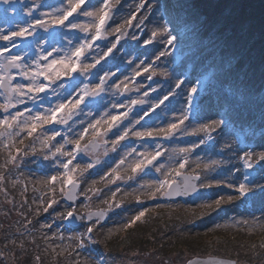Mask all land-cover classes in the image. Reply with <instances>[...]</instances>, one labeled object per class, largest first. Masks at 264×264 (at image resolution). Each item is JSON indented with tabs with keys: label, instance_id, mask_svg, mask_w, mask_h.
Masks as SVG:
<instances>
[{
	"label": "rangeland",
	"instance_id": "374dc122",
	"mask_svg": "<svg viewBox=\"0 0 264 264\" xmlns=\"http://www.w3.org/2000/svg\"><path fill=\"white\" fill-rule=\"evenodd\" d=\"M160 1V0H159ZM152 0H131L129 4V7L126 6V9L121 14H118L116 18L114 17L111 21H109L110 29L113 28V26L118 25L120 23H124L125 20H133V23L131 24L129 28V34L130 36H136L137 39H135L138 44L134 52L138 53V56L133 60H131L132 68L137 67V70L139 71L142 69V64L145 66L152 65V60L155 59L154 53L152 56H150V52L148 49H146V45L144 43L145 40H152V32L163 27L165 21L161 18L162 12L160 8L155 9L156 13L153 15H149L146 18L145 25L142 26L138 18H131L130 11H140L148 8L150 6V3H152ZM155 2V1H154ZM163 4L166 3H179L181 6L185 0H162ZM64 3H68V0H65ZM143 3V7H139ZM103 5L97 4L95 7L99 8ZM30 7L34 10L36 8H42L40 11V18L43 20H49L51 19V16H41V13H53L54 9H58L60 5H57L53 8H47L48 6L44 4V0L36 1L33 0V3L30 4ZM28 6L23 8V10H27ZM84 8H81L79 12L73 14V17H70L69 19L72 20L75 18V21L81 24H84L85 20L87 19V23H90L88 17L82 16L79 13L82 12ZM188 12L190 13V17L193 20H200L198 14L190 9V7H187ZM130 16V17H129ZM134 17V15H132ZM129 17V18H128ZM68 23L67 21L65 22ZM56 27L57 30H61V32L68 34L70 31L74 30L70 27H64V26H53L52 28ZM13 28H16L15 26ZM45 35L53 34L54 31L51 30L49 32L44 31ZM11 34L8 33V36ZM65 36V35H64ZM82 40L85 38V36H81ZM67 36L64 37V40H66ZM159 39V40H158ZM133 39V41H135ZM156 42V45H158L161 49L162 46H164L165 38H162L161 36H156L154 39ZM71 42H73V46L75 47L78 42L76 40L71 39ZM95 44H100L99 40L95 42ZM154 44V43H153ZM155 45V47H156ZM168 48V44H166ZM155 49V48H154ZM174 52H177V48H172ZM52 52V55L48 57V60L50 61L53 58H56L57 56L64 55L63 53H57ZM122 52L125 53V61L126 58L130 57V55L127 54L126 50L121 48L119 55L122 54ZM45 54L48 53L47 51H44ZM135 53V54H136ZM134 54V55H135ZM150 56V62L147 63L146 57ZM190 57V56H188ZM149 58V57H148ZM147 58V59H148ZM178 56H176V59ZM152 59V60H151ZM144 60L146 62H144ZM134 61V62H133ZM143 61V63H141ZM47 61H44L46 63ZM133 62V63H132ZM124 65L123 63H121ZM158 64V63H157ZM121 65V67H122ZM187 65H190L185 61L182 62L181 65L177 66V70L173 71L175 74L172 75L173 79H171L169 74L172 72L173 65H164L163 63H159L155 70V76L154 79L159 81L158 87L156 86L157 90L153 89V94L150 95V100L145 95V93L148 92L145 91L143 88V80L140 81V83L136 87H132V90L130 92L132 93L131 96H129L131 93L129 91V94L127 96H123L122 94L118 93L119 91L116 90L115 85L119 84L121 81L124 83L121 84V89L124 88V85L129 86V79L127 78V74L125 69H122L120 72L119 70L114 75H119V77L116 79L115 77L106 79V84H108L107 92L101 93L100 96L97 97H86L85 99H91V100H97L101 104V107L95 108L93 111H89L87 115L90 117V121L92 122L96 119H103L107 120V116H105V113H108L110 115H117L120 117V121L118 122V126L107 130L106 133L101 131L99 133V137L95 134H91L90 136L86 137L84 133V129L88 128L89 122L84 125V127H81L77 129L76 131L69 130V128L73 127L71 125H74L77 121L74 120V116L70 120V125H66L65 129L63 130L62 127L58 126L56 129L61 132V136L56 137V140L54 141V145H50L52 147L47 148L44 147L42 149V152L38 155V158L34 160V165L28 169V171L24 172V179L29 189V195L30 196V205L32 206V213L33 215L39 214L41 210L42 200L48 199V191H47V184L44 183V181L53 175H57V173L63 172V167H61L62 163H66L67 160L71 159V157L64 156L61 154H56L55 157L50 156L52 153V150H54L55 146L58 144L64 143V136L66 135L68 139L75 140L79 139V136L81 133H84V138L81 139L82 143H80L81 151L75 152V146L73 144H65L64 151L65 152H73V155L75 158L81 157L83 160H93L96 157L99 159L98 162H101L102 159H106V161H110L108 166L102 171L101 175L102 177H111L113 176V182L117 184V188H122L121 192L122 194H126L132 197H139V199H146L149 196H146L148 192L154 191V187L150 188L149 185H153L155 181L157 180H163L165 179L166 175L170 172V163L169 162H158L154 164V167H151L150 170L144 174L139 173L140 170L137 171V174L132 173L134 175H137V178L139 182L136 184V186L129 188L125 187L126 185L123 183L121 179H119L117 174L119 171H124L126 169H131L132 165H135V162L138 159L137 151H133L135 148V145L138 144V141L134 140L132 142H127L124 149H121L119 154H114L117 152V147L121 146L122 144L118 143L117 146H114L112 142L114 141L113 137L116 136L115 133L119 130L121 133L125 128H129L132 131H134V126L137 120H140V123H145L144 126L148 127L150 126L151 129H157L161 128L159 123L157 125V122L154 123H148L149 117L148 115L151 112V108H157L161 107L165 110L170 109V112H166V120L168 123L172 121L173 123H176L180 125L178 129L176 130L177 133L182 131V126L179 123L180 117L184 114V94L181 93L182 90L188 89L187 82H189V79H184L183 72H185V68ZM107 66V65H106ZM110 66H107L106 72H109L112 70V68H109ZM191 67V65H190ZM192 72V68L190 69V73ZM221 79L227 81L228 75L225 72H222ZM143 73V70L140 71V74ZM182 75L183 83L180 84V87L177 88V83H180L178 81V74ZM186 75L187 72H185ZM127 78V79H126ZM116 79V80H115ZM24 81V80H23ZM191 82H195L196 84V78L193 74V78L191 79ZM24 83H27L25 81ZM97 83H99L97 81ZM90 84H94V82L90 81ZM161 86V88H159ZM166 88V89H165ZM165 89V90H164ZM135 90V92H134ZM122 92V91H121ZM125 94V93H124ZM103 96L105 98L103 99ZM107 96V97H106ZM165 96H168V99L164 101L163 103L159 102L160 100L163 101V98ZM211 98V97H210ZM212 99V98H211ZM57 97L52 96L51 97V105L54 106L56 103ZM133 100L144 101V105L140 104L138 110H133L134 113H136L135 119L132 121L131 125H127L122 128L123 124H128L130 122V116L129 113L132 111H129V108H131V102ZM146 101V102H145ZM113 104L116 105H123L122 107H113ZM186 108L188 106V103H186ZM31 102L29 101L27 106H31ZM143 105V106H142ZM211 106V103L208 104ZM22 108L25 107V105H18ZM50 105L48 103L44 104V108L49 107ZM164 111V110H163ZM147 112L148 114L145 116L144 113ZM175 112V114H174ZM124 113H127V117L123 115ZM28 113H25V116H27ZM172 116L176 117V120H172ZM207 117L210 119V113ZM213 115V114H212ZM217 115V114H216ZM143 116V119H140V117ZM92 118V119H91ZM206 118V120H208ZM88 121V120H86ZM139 123V124H140ZM54 125V124H52ZM50 125V126H52ZM161 126H163L161 124ZM103 128L104 130L107 129V124L103 122ZM142 128L141 126L137 131H140ZM144 129V128H143ZM189 129H193V126L190 125ZM146 130V128H145ZM1 131V128H0ZM18 131V129L16 130ZM43 135L44 131L46 129L43 128ZM130 132V131H129ZM107 139H105V137ZM180 136L179 134H176ZM25 134L21 133L20 136H9L7 135L5 138L1 139L0 144V154H6L7 145H12V142L15 141V146L10 148H16V146L20 147L23 144H20V139L24 138ZM111 136V137H110ZM94 139L97 140L99 145H97L96 149L89 150L86 146V143L88 139L93 142ZM110 139L108 142H106ZM117 138V137H115ZM27 139V138H26ZM157 138L153 137L152 141L147 142L146 146L140 144L139 148L142 150L148 151L150 150L148 144L155 143ZM25 140V139H24ZM169 140V139H168ZM43 139H41V142H37V144H32L29 150L36 147H42ZM94 144V143H93ZM131 144L134 145L133 148H131ZM25 146V145H24ZM115 149V150H114ZM132 150V151H131ZM93 151V152H92ZM40 152V151H39ZM131 153V154H129ZM78 155V156H77ZM45 156L48 157V159H45L43 161L42 159L45 158ZM198 155L194 156L196 158ZM207 158H211L210 156H206ZM142 159V156H141ZM194 160V159H193ZM197 160V159H196ZM196 164V163H195ZM161 171L156 173V168L160 167ZM195 167V165H193ZM191 166V167H193ZM205 172L201 174L199 181L197 182V186L201 188V192L195 197V199H174L169 201H164L160 203L162 207H158V210H169L170 213L171 210H183V212L187 211L188 215L191 216V219H194L196 221V224L193 223V226H188L192 223L187 222V220H184L183 226H176L174 229H170L168 226L162 227L159 231L160 233L157 235L158 237V243H155L154 248L151 247L149 250H128L127 245L128 242L133 238V235L131 233H134V231L130 230H123V224L126 223L128 220H130L133 216H135L139 211H142L144 209L145 204H150V201L148 203L142 202V200H138L134 204L133 209L131 212H124L123 214H116L115 212L110 214L108 213L107 218L99 223L96 224L95 227H93L92 234L96 237H91V233H87V229L89 227H92L95 222H87L88 224H85L82 219L79 220V224L77 225L76 229H73L72 226L68 225L65 222V218L68 213L69 205H61L64 206L61 209V212L57 214L54 213V215H48L47 219L41 220L36 222L34 225V230H32L30 233H19L15 239L14 246L17 247L21 244V242L27 243L29 247L28 249L30 251L36 252V243L38 244V250L37 254H41L43 256H46V260L53 262V264H185V262L191 257L186 252L181 255L179 253H174L171 248L167 249V251H158L160 247H162V242H170L171 234L174 235V237L178 238H185L183 240V243L185 244V247H192L194 248L195 256H206V255H215L219 256L218 254H214L217 252H228L229 249H234V252L238 254V257L243 258L244 261L238 262L240 264H264V214L258 213L257 210L253 212L252 209L249 208V205H245V203L241 202L236 194L238 193V187L237 185L230 179L229 174L231 175V171L226 170V172H222L221 170L215 171L216 169L214 167H211V159L206 162L204 159L203 163ZM207 166V167H205ZM203 169V170H204ZM115 170V171H114ZM169 170V172H168ZM237 172L234 169L233 175H235ZM173 176V175H172ZM132 178L134 176L131 175ZM176 175L174 174V178ZM172 179V178H171ZM97 179L92 180L88 179L85 181L83 187L81 190H78L77 195L79 200H87V204L89 207L95 209V206H100L99 203L102 202L104 199L109 197L108 191L104 193V198L97 199L95 197V194L93 193V190H91L94 183H96ZM99 180V178H98ZM135 180V179H134ZM10 184L17 187V182L14 180L9 181ZM211 184V187H204L202 185H208ZM41 191L36 193V189L40 186ZM67 186V185H66ZM108 190V188L106 189ZM233 196L234 199L231 202H225L222 203L220 208L216 211H213L210 215H205L203 217L200 216L201 209L198 207L201 204L211 202L212 200L219 199L220 197H228ZM103 204V203H102ZM105 204V202H104ZM75 205V204H74ZM73 205V207H74ZM104 206V205H103ZM77 207V206H76ZM84 205L82 203L79 204V208H83ZM116 209V208H114ZM149 209V208H148ZM104 210V209H103ZM72 211V210H71ZM110 211H113V208L110 209ZM151 213H153L154 208L149 209ZM203 211H207V209H204ZM148 212V211H147ZM170 216V214H169ZM143 218V217H142ZM141 218V219H142ZM2 221V219H0ZM139 222V221H137ZM136 222V223H137ZM246 222V223H245ZM5 222H0V227L4 228ZM10 225L13 228H17V225H14V222H10ZM50 225V227H49ZM169 225V224H168ZM219 225L220 227H217ZM8 226V225H7ZM242 226H246L244 230L247 231V237L248 236H256L257 238L250 240V242L243 243L240 240H236L237 236H235L233 233L235 231L241 230ZM130 229V228H129ZM169 230V233L167 232ZM17 231V229H16ZM166 232V235L164 234ZM174 232V233H173ZM168 233V234H167ZM90 234V235H89ZM82 236L83 238V247H80V241L76 239V237ZM156 237V239H157ZM6 241H3L4 247L8 248V243L12 242V239H8L7 243ZM17 243V244H16ZM97 243V245H96ZM19 244V245H18ZM230 244V246H229ZM35 245V247L33 246ZM170 245V244H169ZM168 245V246H169ZM184 247V246H183ZM6 248V249H7ZM6 250V253H4L5 257L3 258V261L0 260V264H16L15 260H13V257L10 255V252ZM176 251V250H175ZM1 253V252H0ZM229 253V252H228ZM227 255V253H226ZM193 257V256H192ZM34 258V256H33ZM229 258V257H227ZM231 259V258H230ZM36 258H34V263L36 264ZM50 262V263H51Z\"/></svg>",
	"mask_w": 264,
	"mask_h": 264
},
{
	"label": "snow or ice",
	"instance_id": "6c2138e0",
	"mask_svg": "<svg viewBox=\"0 0 264 264\" xmlns=\"http://www.w3.org/2000/svg\"><path fill=\"white\" fill-rule=\"evenodd\" d=\"M0 2L4 4H10L11 0H0ZM102 7H95L93 0H68L67 7H61L58 9H54L53 13H41V16H51L49 20H43L37 17H32V21L27 24L26 27H21L19 31H14L11 33L12 36L25 38L26 36H31L37 28L44 29V31H48L50 27L53 26H64L70 27L71 29H79L84 33H89L91 31L90 39L85 37L80 43H78L73 49L69 52H65L62 56H57L56 58L48 60V57L52 55V52L44 53L43 50L40 51L39 55L36 57L32 64L34 67L29 65L28 63H21L24 60L25 55L27 53H18L16 55L5 56L4 52L8 51L7 48L4 50H0V89H3L5 94V101L3 104H0V109H3L5 113H8L0 119V128L5 130L8 129H18V131L8 132L9 136L15 135L20 136L21 133H24V138L20 139L19 143L23 144L24 139L32 137L33 134L37 131V129H43L45 125L52 124H62L68 125L69 120L77 114V110L80 112L83 109L80 107L81 104H84L85 107H101V104L95 100H90L88 102L85 101L86 97H97L100 96L101 93L105 92L106 79L110 75H114V73L105 72L104 76L99 78V83L90 84L86 81L89 79V75L91 73V69L95 68L97 64L100 63V60L104 57L108 56L109 53L116 48L117 44L121 37L127 35L126 31H122L126 28V25L131 24V20H125L124 23L119 24L117 27L108 31L106 26L109 24V21L113 19L112 9L116 4L120 3V0H115V4L112 3V0H101ZM84 5L85 8L79 14L85 17L90 18V23L81 24L75 21V18L70 20V17H73L74 13H77L78 9H81V6ZM143 3L139 7H143ZM160 10L162 12V19L165 21L164 26L153 31L152 37L161 36L162 38H166V44L176 47L177 45L174 42L178 41L179 38V46L183 48L185 44V40L187 37H198L201 31L204 28L203 20H193L190 17V13L188 12L186 7H181L179 3H166L160 5ZM29 16H32L31 10L28 13ZM68 22L67 24L65 22ZM142 23V21H141ZM113 33H119V36L116 38L115 43H111L110 47H107V51L103 52V55L96 58V56H92V60L94 63L85 62L88 60L87 53L93 49L96 41L103 39L107 35H111ZM0 39L9 40V36H0ZM132 39H137L136 36H133ZM145 45L151 43V40H145ZM16 46V45H13ZM96 47H99L96 45ZM53 52L60 51L59 49L53 48ZM191 52V49H190ZM165 52H161L160 55H165ZM83 58V59H82ZM159 59V57H157ZM235 59V57L233 58ZM41 60L47 61L43 65L41 64ZM186 62L191 65L192 72L196 78V86L191 87L190 92L188 94L187 103L188 109L185 110L184 114L180 117L179 123L183 124L184 120L188 119V112L192 110L194 103H197L196 97L199 93L205 92L209 95L215 89L218 92L222 91L223 93V102L220 105L222 108L221 112H218V119L212 120L210 123L201 125L195 131L197 132H205L210 133L214 131L217 127L222 126H231L237 139L239 140L241 135H247L245 133L244 113L237 107V105L241 102V93L239 87L235 84V82H226L221 79L222 73L220 72L217 65L209 60H201L196 52H191L190 58H186ZM143 63V61H141ZM139 67V65L137 66ZM151 67V65H149ZM149 67L144 68V71H149ZM231 67V64H229ZM12 70H18L15 75H19L22 80L27 81V83H13L15 80V75ZM79 72V74L84 77L83 80L75 79L73 74ZM135 76H139L140 72L134 70ZM153 74H155L153 70ZM67 78V81H65ZM151 79V76L148 77ZM127 79V78H126ZM124 82L121 81L119 84L115 85L117 91H123L121 89V84ZM180 83H177L176 87L179 88ZM55 85V87H53ZM127 88V85H124ZM63 90V91H60ZM147 95V93H145ZM57 97L56 103L51 105V97ZM27 97V99H25ZM165 100L168 99V96L164 97ZM31 102L32 107H28V102ZM48 103L50 106L44 108V104ZM132 104L140 103L143 104L144 101H136L133 100ZM163 103V101H161ZM25 105L23 110L17 109L15 113H10V108H16L17 105ZM123 105L113 104V107H122ZM131 111V108H129ZM25 113H28L25 116ZM91 114V113H89ZM148 113L145 112L146 116ZM125 118L127 117V113L123 114ZM107 116V120L103 122L107 124V130H111L118 126V122L120 121V117L117 115H110L105 113ZM144 117L141 116L140 119ZM101 123L100 120H97L95 124H89L88 127L94 130V134L98 131L97 126ZM137 124L140 123V120L136 121ZM178 129V124L169 123L166 128H157V129H146L145 131H136L133 134L137 137L144 136H163L164 138H168L173 135V133ZM71 130V128H69ZM250 130V129H249ZM88 129H84V133H87ZM131 129L125 128L121 133L119 130L115 133L117 139L113 141V145L117 144L120 140H124ZM84 133H81L79 139L71 140L68 137L64 136V143L58 144L55 146L54 151H52V156L55 157L56 154H61L64 156L71 157L67 163H62L61 167L65 170L63 173H57V175H53L48 177L44 183L51 184L58 179L61 180V183L64 185H72L73 188L77 187L76 179L73 173L79 168V165L76 168H69V165L72 163V159H75L73 152H65V144H73L75 145V152L81 151L80 140L84 138ZM3 133H0L2 136ZM61 136V132L55 129L49 131H45L44 139L42 143L45 147H49L52 141L56 140V137ZM200 143H204L203 140ZM15 141L12 142V145H8V147H14ZM197 145H193L196 147ZM86 147V146H85ZM115 150V149H114ZM17 153L21 151V149H16ZM135 151V149H133ZM182 152L190 151V149H181ZM131 154V153H129ZM161 151L159 150V146L155 152H144L140 153L143 159H139L135 162V165L131 167V171L133 173L146 168L148 165H152L153 161H156L157 158L161 155ZM27 155V153H25ZM247 159L245 160V167L251 168L252 165L248 162L252 158L251 153H245ZM45 159H48L45 156ZM16 160V156H13L9 153V161L13 162ZM259 160L264 161V152L259 154ZM185 162L179 163V169H183L185 166ZM213 163H216L213 161ZM92 167L91 164L87 165L86 168H80L81 173L87 170V168ZM160 167L156 168V171H161ZM207 167V166H205ZM115 171V170H114ZM172 173H168L163 180H157L153 185H149L150 188L154 187V191L148 193L149 198L155 199L157 193L161 196H167L169 198L173 196L179 195H187L190 191H196V185L192 182L193 179L199 180V175L195 177H185V182L183 185L179 184L176 180L171 179ZM175 175L179 176L181 173L178 170H175ZM132 179L131 176L128 177ZM0 179H3L0 176ZM204 187H211V184L202 185ZM54 191V189H52ZM240 196L244 197L250 191V188L245 184L241 183L239 188L237 189ZM63 192V188L61 189ZM69 200H72L74 197L70 193H65ZM115 196V193H113ZM234 199L233 196L228 197H220L219 199L212 200L211 202H207L199 205L198 207L201 209L200 216L203 217L205 215H210L213 211H216L220 208L222 203L231 202ZM139 200V197H137ZM52 203H56V201H52L49 203L48 207L52 206ZM107 203V201H105ZM120 205H116L119 207ZM111 207V205H109ZM158 207H162V205H158ZM207 209V211H203ZM44 211L47 212L48 208H44ZM149 211V209L145 208L142 211H139L135 216H133L130 220L123 224V230H127L132 227L139 221L145 213ZM73 213L69 211L67 216L71 217ZM106 212L105 210H100L97 214V219L92 227L87 229V233L93 232V227L96 224H99L105 218ZM92 219V216L89 215V220ZM246 223V222H245ZM50 227V225H49ZM217 227H220L217 225ZM77 240L80 241V247H83V238L82 236L76 237ZM188 264H194L193 261H188Z\"/></svg>",
	"mask_w": 264,
	"mask_h": 264
},
{
	"label": "trees",
	"instance_id": "16d2710c",
	"mask_svg": "<svg viewBox=\"0 0 264 264\" xmlns=\"http://www.w3.org/2000/svg\"><path fill=\"white\" fill-rule=\"evenodd\" d=\"M95 1L98 2L101 0H93V3ZM130 1L131 0H120V3L116 4L112 9L113 18H116L118 14L124 12L126 9L125 5L127 4V7H129L128 3H130ZM152 1L150 6L148 8L146 7L144 10L130 11L131 18L139 17L140 24L144 26L146 18L149 15L155 14V9L160 8V5L163 4L162 0ZM112 3L115 4V0H112ZM181 7H191L203 20L204 28L198 37H187L183 48L179 46L178 38V41L174 42V44L177 45L176 48L183 54L196 52L198 55L202 56V60L207 59L210 63L214 62L220 71H225L232 76V82H235L241 93V102L237 107L245 116V133L260 134L264 138V0H186V3L181 5ZM132 15H134V17ZM132 23L133 20H131V24ZM131 24L126 25V28L122 30L126 31L127 35L120 38L116 48L113 49L108 56L101 59L100 63L97 64L95 68L91 69L90 77H92V80H94L100 72H106L107 66L117 68L121 65L123 59L125 60V53L122 52V54L119 55V49L122 47H129L131 43V41L129 42V28ZM118 25L113 26V28ZM111 29L107 28L108 31H111ZM117 36H119V33H113L104 37L102 43L98 44L99 47L95 45L93 49L86 54L88 60L85 62L94 63L92 56H96V58L99 59V57L103 55V52L107 51V47L111 46L110 43L116 41ZM153 39L151 43L147 44L150 53L156 48L155 44H153L155 43ZM163 52L167 54L169 49ZM166 54L160 56V60L165 64L168 58ZM234 57L235 59H233ZM229 64H231V67H229ZM156 68L157 66H152L149 70L150 72L147 71L144 76L148 77L152 75L151 73H153V70L155 72ZM77 73V77H82L79 72ZM132 75L133 74L130 73V77ZM158 84L159 81L156 80L152 88L155 89L156 86L158 87ZM159 88H161V86H159ZM213 92L218 91L214 89L210 95L205 92L197 95L196 101L200 108L199 113L206 112L207 109L209 110L208 104L210 103V96ZM219 93H222V91H219ZM157 112V115L161 116L160 110ZM154 115H156V113ZM173 120H176V117H174ZM189 121L188 119L184 120V123L181 124L182 131L179 133L175 132L180 135V138H175V146L171 154L173 159L176 160V162L186 161L183 168L185 171H190L191 166L196 163L198 169L195 167L194 171L197 173L203 172L204 159L206 161L211 159V167L215 169H219L220 167H232L237 172L232 178L235 180V183L238 185L243 183L250 188L248 194L243 197L241 201L243 203H248L251 209L257 210L258 213L264 214V161L259 160L260 152L251 153L252 158L248 162L252 165V175L249 180H243L241 170L243 162L247 159L245 156L246 152L238 149L232 139H227L226 141L222 139V134L224 133L221 127H217L214 131L206 134L205 132L195 131L197 128L192 130L189 129ZM102 126L98 125L97 129ZM178 127H180V125H178ZM100 130L102 129L100 128ZM9 131V129H4L3 134L7 135ZM175 133H173V136ZM31 139L30 141L34 140V138ZM201 140H208L207 145L203 146L204 143L201 144ZM193 145L197 146L193 147ZM185 148L190 149V151L182 152L181 149ZM14 151L15 150L8 148L6 154H0V176L3 177V179H0V219H2L0 222H5L3 223L5 227H0V247L4 239L3 236L5 239H7V234L15 236L10 222H14V225H17L19 231L22 230L26 233H30L34 230L36 220L35 217L31 216L32 211L26 184L25 182L23 184L21 173H19L23 165L30 161L31 156L28 154V150H22L19 153ZM200 152H202L203 157L196 158L197 161L195 159L193 160V156L196 153L200 154ZM9 153L16 156L15 161L8 162ZM25 153H27V155H25ZM209 154L211 158L206 159L205 157L209 156ZM213 161L216 163H213ZM86 166L85 164L83 168H86ZM80 168L82 167L77 168L73 175L75 179L81 183L87 177V170L81 173L79 170ZM16 177L17 187H12L9 181L11 178ZM62 188L64 191L65 185L61 183L60 179L54 181V184L50 186L51 198L43 201V208L48 207V202L54 200L56 203H52V206L48 207V209L55 210V205L62 202ZM52 189H54V191ZM99 191L101 192L100 186ZM115 197L116 194L112 196L113 201L116 200ZM123 199L127 202H132V199L129 197ZM181 209L182 208H180L179 212L178 210H171L169 213V210H158V208H155L153 213L146 214L144 219L139 220V222L130 227V229L128 228V230L134 231V233H131L133 238L126 244V248H128L129 251H141L149 250L151 247L154 248L155 243H158L157 235L160 233L161 226L164 228L168 226L172 230L176 226H183L185 223L183 219L192 223L188 225L189 227L193 226V223L196 224V221L191 219L188 212H183ZM245 227L246 226H242L241 230H237L233 233L237 236L236 240L247 243L257 238L256 236L247 237V231L244 230ZM167 232L169 233V230H167ZM164 234L166 235V232H164ZM184 239L185 238L174 237V235L171 234L170 242H162V247H160L158 251H163L164 254H168L164 251L171 248L174 253L177 252L182 255L183 252L184 254L186 252L191 257L195 256L192 252L194 248L189 246L185 247L183 243ZM37 245L36 243V249L38 250ZM33 246L35 247V245ZM29 247L31 246H28V244L24 242L17 247L12 246V244L9 246L8 251L16 264H33L34 258L37 260L36 264H53L51 261L47 262L46 256L37 254L36 249V252L30 251L28 249ZM228 252H226L227 255L224 252H217L214 254H218L221 257L232 258L237 262L244 261L243 258L238 257V254L234 252L233 248L231 250L229 249Z\"/></svg>",
	"mask_w": 264,
	"mask_h": 264
},
{
	"label": "water",
	"instance_id": "95a60500",
	"mask_svg": "<svg viewBox=\"0 0 264 264\" xmlns=\"http://www.w3.org/2000/svg\"><path fill=\"white\" fill-rule=\"evenodd\" d=\"M22 2H26V0H11L10 4H4V3L0 2V8H2L4 6H7V5H17V4H20ZM181 177H182V183H181V185H183L184 182H185V177H195V176H190V175L182 174ZM192 182L195 184V179H193ZM77 187H78V184H77ZM77 187L73 188L72 185H69V190L66 191V193L72 194L74 198L72 200H69L67 198V195L64 194V196H63L64 199L67 200V201H73L75 199V192L77 190ZM198 192H199V189L196 187V191L195 192H191L190 191L187 195L173 196L171 198H176V197H193ZM163 198L169 199V197H167V196H163ZM98 213L99 212L90 213V214H88V217H89V215H91L93 218H96ZM77 219H78V216L75 215V214H73L71 217L68 216L67 221L71 225H76ZM190 260L193 261L194 264H239V263H236L235 260L228 259V258L215 257V256H209V257H194V258H191V259L187 260L185 264H188V261H190Z\"/></svg>",
	"mask_w": 264,
	"mask_h": 264
},
{
	"label": "bare ground",
	"instance_id": "6f19581e",
	"mask_svg": "<svg viewBox=\"0 0 264 264\" xmlns=\"http://www.w3.org/2000/svg\"><path fill=\"white\" fill-rule=\"evenodd\" d=\"M230 79H232V77H230Z\"/></svg>",
	"mask_w": 264,
	"mask_h": 264
}]
</instances>
